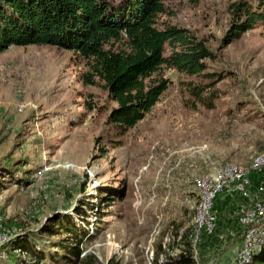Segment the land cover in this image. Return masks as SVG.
Returning <instances> with one entry per match:
<instances>
[{"label":"rangeland","instance_id":"1","mask_svg":"<svg viewBox=\"0 0 264 264\" xmlns=\"http://www.w3.org/2000/svg\"><path fill=\"white\" fill-rule=\"evenodd\" d=\"M233 1L166 0L161 20L207 40L216 57L197 76L165 67L168 88L123 134L107 122L115 103L101 86L80 81L72 51L13 45L0 52L4 226L47 254L71 235L41 228L72 220L88 232L82 255L97 264H177L195 227L196 180H220L226 163L249 167L264 147V23L220 48ZM234 229L191 243L193 264H229L242 238ZM3 245L0 264H14Z\"/></svg>","mask_w":264,"mask_h":264},{"label":"trees","instance_id":"2","mask_svg":"<svg viewBox=\"0 0 264 264\" xmlns=\"http://www.w3.org/2000/svg\"><path fill=\"white\" fill-rule=\"evenodd\" d=\"M167 11L166 0H0V52L13 45H54L72 51L82 65L80 81L101 86L115 103L107 122L123 134L151 111L168 88L165 67L197 76L207 68L206 60L216 57L207 40L162 21ZM228 12L220 48L258 22L264 23V0H234ZM199 91L194 87L192 94ZM41 231L49 235L62 232L71 238L56 242L53 250L44 254L35 244L29 245L25 235H18L3 245L14 264L40 260L45 264H97L95 255H82L81 243L88 232L78 229L72 220L58 219ZM193 235L194 230L184 235L175 263H194ZM17 248H22L30 261L16 253ZM246 264H264V248Z\"/></svg>","mask_w":264,"mask_h":264},{"label":"built area","instance_id":"3","mask_svg":"<svg viewBox=\"0 0 264 264\" xmlns=\"http://www.w3.org/2000/svg\"><path fill=\"white\" fill-rule=\"evenodd\" d=\"M264 175V155L252 164L246 171L241 173H227L224 181L204 183L206 198V214H208V222H202V229L199 236L212 235L216 229V214L214 211V203L217 196L222 192H230L239 194L241 197L249 198L252 187V174ZM258 193H264V182L257 186ZM237 221L241 227V245L236 252L232 264H238L246 258V254L252 248H258L264 245V199L254 198L240 211ZM1 238L4 239L5 234L2 232Z\"/></svg>","mask_w":264,"mask_h":264},{"label":"crops","instance_id":"4","mask_svg":"<svg viewBox=\"0 0 264 264\" xmlns=\"http://www.w3.org/2000/svg\"><path fill=\"white\" fill-rule=\"evenodd\" d=\"M261 182H264V175L252 174V187L251 195L249 198L241 197L239 194H232L230 192H222L215 199L214 211L216 214V230L222 229L227 232V236H231L234 232V228L241 229L237 216L242 209L254 198L264 199V193H258L257 186ZM236 214V216H235ZM235 216V217H234ZM241 242L235 247L232 256H235L238 251ZM231 256V257H232ZM232 261L229 264H232ZM220 264H224L221 262Z\"/></svg>","mask_w":264,"mask_h":264},{"label":"bare ground","instance_id":"5","mask_svg":"<svg viewBox=\"0 0 264 264\" xmlns=\"http://www.w3.org/2000/svg\"><path fill=\"white\" fill-rule=\"evenodd\" d=\"M263 155H264V150L254 157L251 165L255 164L259 160L260 156H263ZM249 167L244 168V167H241L240 165L235 164V163H226L225 166L223 167V169L221 170L220 174L218 175V178L220 180H212V179H208L205 177H201V178H198L196 180V184H197L198 188L201 190V195H200V202H199V205L197 207V211H196L195 216H194L195 227H194V235H193L192 241H191L192 243H195L198 241V240H195V237L199 236V232L202 229V222H208V214H206L205 187L203 184L208 183V182L224 181V177L227 173H241L243 171H246ZM2 232L5 234V236H4V239L2 241V238L0 235V245L8 243L13 238L20 235V233L17 232L15 229L5 227L4 221L2 220V218H0V234H2ZM263 248H264V245L259 246L258 248H252L248 252V254H246V258L241 260V261H238V264L248 263L250 261L252 255L254 253L262 250ZM21 249L17 248V249H15V252L18 253L19 255L23 256V258H24L25 252ZM193 250H194V247H193Z\"/></svg>","mask_w":264,"mask_h":264}]
</instances>
